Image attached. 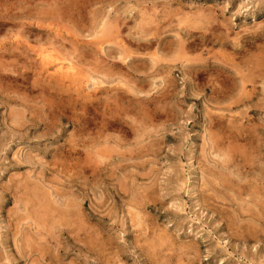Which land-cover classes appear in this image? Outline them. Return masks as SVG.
Returning <instances> with one entry per match:
<instances>
[{
    "label": "rangeland",
    "instance_id": "374dc122",
    "mask_svg": "<svg viewBox=\"0 0 264 264\" xmlns=\"http://www.w3.org/2000/svg\"><path fill=\"white\" fill-rule=\"evenodd\" d=\"M0 264H264V0H0Z\"/></svg>",
    "mask_w": 264,
    "mask_h": 264
},
{
    "label": "bare ground",
    "instance_id": "6f19581e",
    "mask_svg": "<svg viewBox=\"0 0 264 264\" xmlns=\"http://www.w3.org/2000/svg\"><path fill=\"white\" fill-rule=\"evenodd\" d=\"M56 28V27H55ZM55 28H53L54 30H55ZM217 29V28H216ZM59 31V30H58ZM57 31V32H58ZM191 39V38H190ZM239 40V39H238ZM119 43H120V41H119ZM43 49H46V48H43ZM128 50V49H127ZM38 51V50H37ZM45 51V50H44ZM48 51V50H47ZM46 51V52H47ZM52 51V50H51ZM46 52L44 53V55L46 54ZM48 53V52H47ZM50 53V52H49ZM37 54V53H36ZM39 54V53H38ZM40 55V54H39ZM53 55V54H52ZM55 55H56V53H55ZM55 55H53V56H55ZM158 55V54H157ZM40 57V56H39ZM39 57H38V60H39ZM50 57V56H49ZM56 58L55 59H57L58 60V58L57 57H59V56H55ZM48 58V57H47ZM51 58H53V57H51ZM192 58V57H191ZM213 58V57H212ZM45 60V59H44ZM54 60V59H53ZM50 61V60H49ZM48 61V62H49ZM188 61V60H187ZM45 62V61H44ZM47 62V63H48ZM51 62V61H50ZM55 62V61H54ZM64 62V61H63ZM46 63V62H45ZM43 64V63H42ZM50 64H52V62L50 63ZM71 64V63H70ZM226 64V63H225ZM58 65V71H60V72H62V73H69V71L71 70V68L70 67H67L64 63H58L57 64ZM48 66V65H47ZM55 67H56V65H54ZM44 67V66H43ZM50 68V67H49ZM54 68V67H53ZM42 69V68H41ZM57 69V68H56ZM215 69V68H214ZM45 70V69H44ZM52 70V69H51ZM55 71V70H54ZM243 71V70H242ZM46 73H47V71H45ZM53 72V71H52ZM57 72V71H56ZM72 72V71H71ZM70 72V73H71ZM74 73V72H73ZM79 73V72H78ZM48 74V73H47ZM54 74H55V72H54ZM75 74V73H74ZM80 74V73H79ZM66 75V74H65ZM62 76V75H61ZM79 77V76H78ZM52 78V77H51ZM68 78H69V74H68ZM65 79V78H64ZM70 79H73L72 77L70 78ZM71 81V80H70ZM75 81V80H74ZM83 81V80H82ZM244 89V88H243ZM221 148H223V147H221ZM204 152V151H203ZM222 152V151H221ZM219 153V152H218ZM219 154H221V153H219ZM218 154V155H219ZM228 154V153H227ZM226 154V155H227ZM231 154V153H230ZM223 155H221V157H222ZM229 156V155H228ZM232 156V155H231ZM234 156V155H233ZM230 159V158H229ZM228 160V159H227ZM230 163V162H229ZM225 164V163H224ZM224 180V179H223ZM226 181V180H225ZM227 185V184H226Z\"/></svg>",
    "mask_w": 264,
    "mask_h": 264
}]
</instances>
